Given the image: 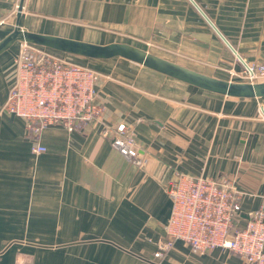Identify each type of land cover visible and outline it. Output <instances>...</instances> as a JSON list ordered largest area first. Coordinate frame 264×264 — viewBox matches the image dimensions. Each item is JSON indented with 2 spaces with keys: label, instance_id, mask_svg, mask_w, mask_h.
<instances>
[{
  "label": "crops",
  "instance_id": "obj_1",
  "mask_svg": "<svg viewBox=\"0 0 264 264\" xmlns=\"http://www.w3.org/2000/svg\"><path fill=\"white\" fill-rule=\"evenodd\" d=\"M2 18L0 43L18 30L123 44L223 81L215 69L226 52L235 55L217 31L241 57L261 48L254 60L264 61V44L238 47L264 39V0H0ZM19 42L0 52V264H245L220 248L195 253L181 240L162 258L154 254L175 171L228 182L241 198L237 229L264 210V97L224 96L120 57L41 46L99 74L101 111L71 130L45 128L43 151L33 153L24 121L1 112ZM120 123L134 134L135 161L112 145Z\"/></svg>",
  "mask_w": 264,
  "mask_h": 264
},
{
  "label": "built area",
  "instance_id": "obj_2",
  "mask_svg": "<svg viewBox=\"0 0 264 264\" xmlns=\"http://www.w3.org/2000/svg\"><path fill=\"white\" fill-rule=\"evenodd\" d=\"M3 23L2 18L0 25ZM245 62L244 73L250 81L264 79L263 65L250 66ZM14 76L1 112L24 121L25 130L37 142L33 153L43 151L38 139L45 128L60 125L71 130L91 123L100 114L95 99L99 74L41 46L19 42ZM127 132L123 123L118 124L110 134L111 142L121 155L135 161L138 150L132 136L125 135ZM138 163L142 165L140 160ZM166 192L171 210L156 257L169 250L174 241L181 240L195 253L220 248L232 252L245 264H264V210L254 211L242 228H235L233 220L241 212V198L228 182L175 171Z\"/></svg>",
  "mask_w": 264,
  "mask_h": 264
},
{
  "label": "water",
  "instance_id": "obj_3",
  "mask_svg": "<svg viewBox=\"0 0 264 264\" xmlns=\"http://www.w3.org/2000/svg\"><path fill=\"white\" fill-rule=\"evenodd\" d=\"M21 6L18 7V12ZM219 37L223 40L230 51L235 57L246 67V62L242 57L236 53L231 45L223 38L217 31ZM15 40L25 41L48 48H53L68 53L81 55L88 58L108 59L113 57H120L125 60L134 62L143 67L154 70L163 75L169 76L175 80L185 84L213 92L216 94L235 97V98H261L264 97V82L260 83H235L230 81H223L212 78L201 73L183 68L165 59L150 55L139 49L123 45V44H110L107 46H95L53 38L48 36H41L30 34L15 30L5 40L0 43V52L8 48V46ZM263 115L264 111L261 110Z\"/></svg>",
  "mask_w": 264,
  "mask_h": 264
},
{
  "label": "rangeland",
  "instance_id": "obj_4",
  "mask_svg": "<svg viewBox=\"0 0 264 264\" xmlns=\"http://www.w3.org/2000/svg\"><path fill=\"white\" fill-rule=\"evenodd\" d=\"M238 41L240 43L238 45L240 50L241 49H243V50H245V49H249V50L253 49L250 46L251 42H255L257 45L259 44V46L264 44V39H259V40H244L243 39V40H238ZM259 50L261 51V48ZM259 50L256 49V50H253L251 52H248V51L243 52L244 55L242 56L243 57L242 59L247 61V63L250 66H262V65L264 66V61H261V60L256 61V60H254V59H257V57L260 55V54H257V52ZM226 53L224 54V57H226L228 59L226 61L225 60L220 61L221 62V67H220L221 70H218L216 68L215 69V71H216L215 73H218L220 75H225L226 79H228V80L225 79L226 81L235 82V83H249V82L250 83H252V82L253 83H260V82H264V79H257V78L253 79L252 81H250V79L244 73V66L241 64V62L236 57H233V55H231L229 53L226 54ZM75 64H78V63H75ZM189 64H191L192 66H195V67L198 66V64H193V63H189ZM78 65H81V64H78ZM222 65H223V67H222ZM82 66H84V65H82ZM106 132H108V131H106ZM107 134H109V132ZM110 134H111V132H110ZM125 135H127V136L131 135L133 140H134V143H136L134 134L132 132L129 131V132L125 133ZM166 252L167 251L162 252V254L164 255ZM163 255L162 256H158L157 258H162Z\"/></svg>",
  "mask_w": 264,
  "mask_h": 264
}]
</instances>
